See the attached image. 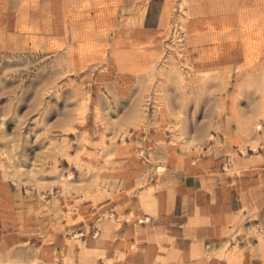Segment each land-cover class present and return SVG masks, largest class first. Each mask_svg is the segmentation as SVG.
Returning <instances> with one entry per match:
<instances>
[{
  "label": "rangeland",
  "instance_id": "1",
  "mask_svg": "<svg viewBox=\"0 0 264 264\" xmlns=\"http://www.w3.org/2000/svg\"><path fill=\"white\" fill-rule=\"evenodd\" d=\"M0 264H264V0H0Z\"/></svg>",
  "mask_w": 264,
  "mask_h": 264
}]
</instances>
